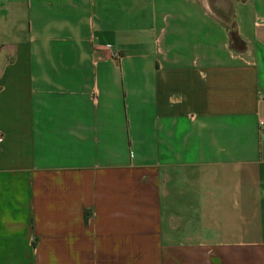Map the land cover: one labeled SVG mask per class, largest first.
<instances>
[{"label":"crops","instance_id":"crops-1","mask_svg":"<svg viewBox=\"0 0 264 264\" xmlns=\"http://www.w3.org/2000/svg\"><path fill=\"white\" fill-rule=\"evenodd\" d=\"M264 0H0V264H264Z\"/></svg>","mask_w":264,"mask_h":264},{"label":"built area","instance_id":"built-area-1","mask_svg":"<svg viewBox=\"0 0 264 264\" xmlns=\"http://www.w3.org/2000/svg\"><path fill=\"white\" fill-rule=\"evenodd\" d=\"M258 130L260 133H264V120L258 122Z\"/></svg>","mask_w":264,"mask_h":264}]
</instances>
